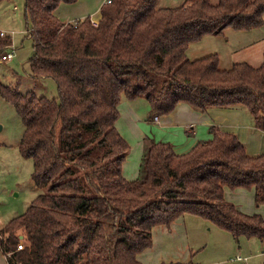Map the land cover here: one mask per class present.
<instances>
[{
	"label": "trees",
	"instance_id": "1",
	"mask_svg": "<svg viewBox=\"0 0 264 264\" xmlns=\"http://www.w3.org/2000/svg\"><path fill=\"white\" fill-rule=\"evenodd\" d=\"M32 41L30 77L54 82L48 98L0 84L24 131L21 154L33 162L39 190L25 213L0 230V253L8 264H142L152 230L185 215L206 219L241 237L264 240V217L227 202L225 191L253 193L264 209V152L250 156L234 133L210 126L211 138L185 154L169 143L145 142L140 178L123 176L129 151L116 128L122 100L144 99L153 116L184 103L245 108L264 132V54L252 67L221 69L216 54L189 60L187 49L226 28L263 24L264 0H112L97 25L89 17L62 23L54 12L77 0H23ZM9 41L0 37V56ZM45 190V192H41ZM18 232L25 237L17 251ZM162 264H194L165 262Z\"/></svg>",
	"mask_w": 264,
	"mask_h": 264
},
{
	"label": "rangeland",
	"instance_id": "2",
	"mask_svg": "<svg viewBox=\"0 0 264 264\" xmlns=\"http://www.w3.org/2000/svg\"><path fill=\"white\" fill-rule=\"evenodd\" d=\"M185 1L160 0V3L165 7L175 8ZM217 2L218 0H211L212 4ZM23 5V0H0V32L6 33L3 38L9 41L5 52H14L13 59L0 62V84L10 89L17 88L20 96L34 92L37 96L54 98L57 93L52 80L38 81L29 75L28 61L33 50L32 41L27 36ZM187 50L189 60L216 54L221 69L227 70L234 64L243 62L257 67L264 52V18L263 24L257 28L235 30L228 27L220 35L206 36L192 42ZM132 105L140 126L143 124L142 128L147 136L154 138L153 124L149 122L153 114L147 102L139 98ZM246 113L248 119L253 118L249 112ZM125 124V129L142 133L134 121ZM119 129L129 145L123 163V176L129 181L139 179L141 153L143 154V151L140 153V143L132 134L123 133L120 127ZM23 131L21 118L13 104L0 96V230L10 220L25 213L39 193L31 179L33 162L25 158L19 149ZM156 135L160 138L163 136L162 133ZM227 195L226 201L232 204H235L234 198H241L238 192L232 193L229 190ZM18 236H23V233L18 232ZM24 238L19 237V243L25 245ZM237 256L244 262H236ZM138 259L143 264L172 261H191L194 264H264V240L241 237L237 241L210 221L195 215H185L179 225L173 228L171 226L166 230L163 226L155 227L152 232V246L143 251Z\"/></svg>",
	"mask_w": 264,
	"mask_h": 264
},
{
	"label": "crops",
	"instance_id": "3",
	"mask_svg": "<svg viewBox=\"0 0 264 264\" xmlns=\"http://www.w3.org/2000/svg\"><path fill=\"white\" fill-rule=\"evenodd\" d=\"M103 1L104 0H77L71 5L60 4L54 14L62 23H73L86 17L98 21L99 11L103 5ZM160 6L165 7L161 3ZM263 54L261 56L260 64L262 63ZM135 102H137V99L131 101L125 99L122 100L119 107L120 118L116 123V128L118 131H121L119 129L120 127L123 133H130L137 139V142L140 143V153L144 149V139H146L149 140V142L169 143L172 145L176 154H185L198 142L207 141L211 138V134L209 132L210 126H216L222 131L234 133L243 143L246 153L250 156H256L264 152V132L257 130L254 127L253 118L248 119V113H246L248 111L246 109H240L239 107L210 108L206 112L201 113L194 110L187 104L180 103L169 115L159 117L153 116L151 120H149V122L151 121L153 124L154 138H151L147 136L145 130L142 128L143 124L140 126V121L137 120L138 116L134 113L132 107V104ZM154 117H157V121L153 120ZM133 121L134 124L139 126L142 131L141 134L134 129H125V122L130 124ZM158 133H162L163 136L160 138L156 135ZM230 192H238V194L241 195V198H234V205L244 213L251 214L257 212L262 215L264 214V209L255 207L253 193L251 191L236 190ZM227 196L226 190L225 199L228 198ZM181 219H183V217L178 219L172 225V228L173 226L175 227L179 225ZM165 229L168 230L166 227ZM235 261L239 263L244 262V260H242L243 262L237 260ZM0 264H8L6 256L2 253H0Z\"/></svg>",
	"mask_w": 264,
	"mask_h": 264
},
{
	"label": "built area",
	"instance_id": "4",
	"mask_svg": "<svg viewBox=\"0 0 264 264\" xmlns=\"http://www.w3.org/2000/svg\"><path fill=\"white\" fill-rule=\"evenodd\" d=\"M112 0H104L103 1V5H107V4H110ZM263 17H264V14H263ZM91 20V23L93 25H97V21L93 20V19H90ZM4 35H6V33H3V32H0V36L3 37ZM9 48V47H8ZM14 57V52L13 50L11 52H3V54L0 56V62H7V61H10L11 59H13ZM154 121H157V117H154L153 118ZM24 249V245L22 243H19L17 245V248L16 250L19 251V250H22ZM235 260L237 261H242L241 257L240 256H237L235 258Z\"/></svg>",
	"mask_w": 264,
	"mask_h": 264
},
{
	"label": "water",
	"instance_id": "5",
	"mask_svg": "<svg viewBox=\"0 0 264 264\" xmlns=\"http://www.w3.org/2000/svg\"><path fill=\"white\" fill-rule=\"evenodd\" d=\"M20 238H22V236H20Z\"/></svg>",
	"mask_w": 264,
	"mask_h": 264
}]
</instances>
